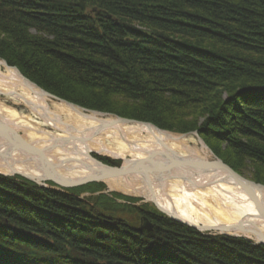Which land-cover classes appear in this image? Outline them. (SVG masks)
<instances>
[{"label": "trees", "instance_id": "obj_1", "mask_svg": "<svg viewBox=\"0 0 264 264\" xmlns=\"http://www.w3.org/2000/svg\"><path fill=\"white\" fill-rule=\"evenodd\" d=\"M0 59L64 101L197 132L264 185V0H0ZM106 188L0 176V264H264V245L94 196Z\"/></svg>", "mask_w": 264, "mask_h": 264}, {"label": "bare ground", "instance_id": "obj_2", "mask_svg": "<svg viewBox=\"0 0 264 264\" xmlns=\"http://www.w3.org/2000/svg\"><path fill=\"white\" fill-rule=\"evenodd\" d=\"M38 87L21 78L17 70L7 69L5 63L0 61V100L1 97L5 100L0 102V130H11L34 148H49L45 156L56 174L68 183L88 177L93 170H100L102 164L112 168L131 167L133 162L145 160L156 151L184 160L192 158L190 161L195 163L214 161L204 150L195 148V139L190 135L174 134L156 125L124 123L116 116L88 114L68 102L48 99ZM17 107L18 111L15 110ZM104 126L109 128L105 129ZM94 131H99L101 135L90 139ZM72 137L75 140L68 143L60 141ZM200 141L210 149L201 137ZM189 144L192 147L189 148ZM0 157V174L13 175L16 172L33 178L36 182L32 183L36 186L43 184L47 169L40 159L31 157L17 144L12 146L2 136ZM112 157L124 161L123 165L111 166L102 161V158ZM149 176L150 185L146 182L147 177L138 174L107 181L106 184L113 192L141 198L162 218L170 220V215L176 216L185 223L171 220L189 229L198 231L191 228L193 225L224 230L227 231L226 236L240 239L248 237L254 241L257 238L253 232L264 235V219L256 204L225 170L211 168L206 171L192 167L167 171L162 168L158 170L157 176ZM254 191L264 205V189L254 188ZM118 203L124 205L127 201L120 199ZM149 212L153 213L151 209ZM154 229L151 224L146 228L151 232ZM201 235L210 237V233ZM254 245L260 244L254 242Z\"/></svg>", "mask_w": 264, "mask_h": 264}, {"label": "water", "instance_id": "obj_3", "mask_svg": "<svg viewBox=\"0 0 264 264\" xmlns=\"http://www.w3.org/2000/svg\"><path fill=\"white\" fill-rule=\"evenodd\" d=\"M5 66L8 69L11 68V69L17 70L16 68L9 67L6 62H5ZM17 71H18L21 78L23 77L26 80H28L19 70H17ZM32 84H34V83H32ZM34 85H36V84H34ZM36 87H38V86L36 85ZM39 89H41V88H39ZM41 91H43V90L41 89ZM43 93L45 94L44 96L50 100L62 101L58 97H56V96L54 97L53 95H51L50 93H48L45 90L43 91ZM62 102L66 103L67 101H62ZM69 104H71V103H69ZM72 106H74V105H72ZM83 111H85V110H83ZM89 112H87V113H89ZM95 114H99V113L95 112ZM100 114L103 116H107V115L102 114V113H100ZM117 119L124 122V123H128V124H130V123L144 124L145 123L146 125H150V126L152 125V124L146 123V122L141 123V122H138L136 120L132 121V120L124 119V118L120 119L118 117H117ZM104 128L108 129L109 126H104ZM94 133H95L94 136L90 137V139L101 135L99 131H94ZM0 136H2L8 142H10L12 144V146L17 144L20 147V149H22L24 151L26 150L31 157H38L40 159V162L47 169V174H46V177L44 178V180H42L43 181L42 185H44V183H46L48 181H52L58 186V190L61 188L62 189L78 188V187H81L83 185H88V184H92V183H103V182L106 183L107 181H112L114 179H122V178L127 177V176L132 175V174L142 175L145 178L147 177L146 182H147V184L150 185V182H149L150 180L148 178V177H150L149 175H156L157 176L158 170L162 169V168L166 169L167 171L168 170H180L183 168L189 169L192 167L200 168V169L203 168L206 171H210L211 168L212 169L216 168V169H221V170L223 169L232 175L230 177L235 179L238 182V185H240L244 191L248 192L251 200L256 204L258 211L260 212V214L262 215V217L264 219V205L262 204L261 201L258 200V198L254 194V192H255L254 188L255 189L256 188L257 189H264V186L257 184V183L254 184L252 181L247 180L246 178L244 179L235 170H232L227 164H225L223 161H220L218 159H217V161H211L210 163L209 162L195 163L193 161H190L192 158L184 160L182 158H179V157L177 158L175 156H172L171 154H168V153L166 154V153H161V152L156 151L154 153H151V155H149L148 158H145V160H141L140 162H138V161L133 162V165L131 167L124 166V168H123V166H122L121 168H116V167L112 168L110 166L107 167L106 165L102 164V165H100V167H101L100 170H93L91 175H89L88 177H85L79 181H72V182L68 183L64 180L63 177L56 174V171H54L55 168L50 164L47 157L45 156V154L47 153L49 148H47V150H41L38 148H34L33 146H30L25 140H22L21 137H19L18 135H15L14 132H12L11 130H6V131L0 130ZM72 140H75V139L72 137V138H68V139L60 140V141L64 142V143H68ZM0 158H2V157H0ZM118 160H120V159H118ZM14 174L18 175L24 179H29L31 181L36 182L33 178H30L28 176L25 177L23 174L16 173V172ZM161 212L164 213L163 211H161ZM167 216H169V215H167ZM169 217H171L173 220H175L177 222L185 223L183 220L178 219L176 216L174 217V216L170 215ZM188 226H190V225H188ZM192 227L197 229L201 233H212L214 231H217L221 234L228 235L226 233L227 231L224 232V230H222V231L221 230H215V229L213 230V229L206 228V227L199 228V227L193 226V225L191 226V228ZM241 228H244V226H241ZM253 234H255V236L257 238V244H263L264 245V235L261 234L260 232H253Z\"/></svg>", "mask_w": 264, "mask_h": 264}, {"label": "rangeland", "instance_id": "obj_4", "mask_svg": "<svg viewBox=\"0 0 264 264\" xmlns=\"http://www.w3.org/2000/svg\"><path fill=\"white\" fill-rule=\"evenodd\" d=\"M0 61H3L4 63L6 62L5 60H2V59H0ZM7 63V62H6ZM8 64V63H7ZM9 66V65H8ZM6 67V66H5ZM10 67V66H9ZM7 68V67H6ZM14 68H16V67H14ZM8 69V68H7ZM17 70H19L18 68H16ZM20 71V70H19ZM21 72V71H20ZM22 73V72H21ZM29 80V79H28ZM32 83H34V82H32ZM34 84H36V83H34ZM37 85V84H36ZM44 91V90H43ZM46 91V90H45ZM48 92V91H47ZM49 93V92H48ZM51 94V93H50ZM52 95V94H51ZM54 96V95H53ZM56 96V95H55ZM54 96V97H55ZM57 97V96H56ZM257 97H260L261 98V96H253V98L255 99V98H257ZM59 98V97H58ZM251 98V97H250ZM59 99H61V98H59ZM62 100V99H61ZM5 100H4V97H1V100H0V102H4ZM52 101H54V100H52ZM62 101H64V100H62ZM67 101V100H66ZM56 102V101H55ZM68 103H71L72 105H74L75 107H79V108H81L82 110H85L86 111V113L87 112H89L90 111V113H102V114H105V115H107V116H116V115H114V114H109V113H105V112H103V111H96V110H91V109H86V108H83V107H81L80 105H76V104H74L73 102H71V101H67ZM7 106L8 107H11V105L9 104V103H7ZM18 107L17 108H15V110H17L18 111ZM89 114V113H88ZM118 116H116V118H117ZM118 118H120V119H122L121 117H118ZM124 119H127V118H124ZM139 122V121H138ZM141 123H143V122H141ZM197 132H194V133H188L187 135L186 134H182V135H185V137H188L189 135L190 136H192L193 137V139H195V142H196V146L197 147H195L196 149H198V150H204L205 151V154L208 156V157H210V160H214V161H217L216 159H218V160H220V161H223L224 163H225V161L223 160V159H219L218 158V156L213 152V150L211 149H208L205 145H203L204 143H202V141H200V135L198 134ZM202 139V138H201ZM192 144V143H191ZM191 144H189V148L190 147H192V146H190ZM205 147H206V149H205ZM213 152V153H212ZM215 159H214V158ZM113 158V159H112ZM110 160L113 162V161H119V162H121V164L123 163V161L122 160H116V159H114L115 157H112ZM226 164V163H225ZM108 165H111V164H108ZM123 165V164H122ZM112 166V165H111ZM238 173V172H237ZM239 174V173H238ZM241 175V174H240ZM244 179L246 178L247 180H250V181H252V182H254L255 184L256 183H258L257 181L255 182L254 180H252V177H253V173L250 171V170H248V169H245L244 171H243V175H241ZM25 181H28V179H24ZM31 181V180H30ZM32 182V181H31ZM51 185H52V187H55V188H58V186L54 183V182H52V181H48ZM92 184H101V183H92ZM92 184H88V185H92ZM105 184V183H104ZM259 184H261V183H259ZM88 185H83V186H81V187H84V186H88ZM263 185V184H262ZM105 186H107L106 184H105ZM264 186V185H263ZM40 188H42V189H48V188H50L51 189V186H44V185H41V186H39ZM81 187H78V188H70V190L71 189H80ZM52 190H55V189H52ZM69 190V191H70ZM110 189H109V187L107 186V188H106V190H104L103 192H101V193H96V194H101V195H107V196H109V197H111V193H109L108 191H109ZM122 192H119V191H117V193H115V194H121ZM123 194V193H122ZM114 195V194H113ZM95 196V195H94ZM127 197H130V198H139V197H133V196H130V195H126ZM125 197V196H124ZM86 198H88V196H84V197H82L81 199H86ZM141 199V198H140ZM145 202H142V200L141 201H139L138 203H136V205H135V207H137V206H140V205H145L144 204ZM148 204V203H147ZM146 204V205H147ZM219 232H217V231H214V232H212V233H210V237H225L226 236V234L224 235V234H221L220 233V235L218 234ZM226 237H229V236H226ZM229 238H234V239H236V238H238V237H229ZM241 239H244V240H249V241H253V243L254 242H257V241H254V240H252V239H250V238H241Z\"/></svg>", "mask_w": 264, "mask_h": 264}]
</instances>
